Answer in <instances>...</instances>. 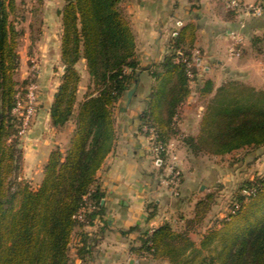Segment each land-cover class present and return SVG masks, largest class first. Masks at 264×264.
<instances>
[{
    "label": "trees",
    "instance_id": "obj_1",
    "mask_svg": "<svg viewBox=\"0 0 264 264\" xmlns=\"http://www.w3.org/2000/svg\"><path fill=\"white\" fill-rule=\"evenodd\" d=\"M61 1L57 14L64 71L49 117L54 128L72 119L74 129L65 151L59 147L50 151L41 182L33 189L19 176L22 149L12 114L21 84L28 83L15 78L21 31L11 17L16 16L17 6L15 0H0V264H69L75 229L91 224L102 211L103 191L95 185L96 172L115 139L113 110L136 82V39L121 0ZM196 29L188 23L175 31L168 53L148 69L153 85L146 98L144 125L154 129L163 148L176 136L194 155L264 146V89L238 80H228L215 90L211 80H204L199 91L206 106L199 133L181 135L179 108L191 93L190 82L197 83L194 67L188 66ZM262 43L264 34L251 38L257 53H263ZM81 59L90 90L76 106L80 81L76 64ZM159 155L166 161L164 149ZM212 200L208 193L195 204L194 217L186 220L184 230H174L164 220L152 232L142 231L141 245L134 250L170 264H264V177L246 180L230 211L196 244L189 231L205 216ZM86 203L92 208L79 220L76 214ZM149 208L152 217L155 209ZM85 247L77 254L81 256Z\"/></svg>",
    "mask_w": 264,
    "mask_h": 264
},
{
    "label": "crops",
    "instance_id": "obj_2",
    "mask_svg": "<svg viewBox=\"0 0 264 264\" xmlns=\"http://www.w3.org/2000/svg\"><path fill=\"white\" fill-rule=\"evenodd\" d=\"M228 2L121 0L120 6L136 39L137 86L129 103L126 97L121 108V98L115 106V139L96 172L95 185L103 191L102 211L95 215L91 224L75 229L69 264H170L166 259H154L134 250L141 245V233L164 220L181 228L183 222L192 217L196 200L204 196L201 189L208 186L206 192H209L213 188V182L206 183L211 172L208 169L213 171L217 166L203 164L202 158L192 154L176 136L168 140L164 165H155L149 139L141 130L145 122L146 98L153 85L148 69L159 64L168 53V42L175 31L188 23L196 26L192 56L197 83L190 82L193 89L179 108L181 135L197 136L199 133L205 110L199 89L204 80H211L214 90L228 80L239 79L255 89H264V54L251 47V38L264 34V13L246 15L240 9L229 8ZM238 2L264 7V0ZM57 43L59 49V41ZM232 46L235 51L231 53ZM220 77L227 79L219 80ZM46 87L42 86L33 128L21 139L27 167L35 169V174L39 172L41 179L50 151L55 145L65 151L74 129V125L67 128L68 123L62 128L51 126L49 110L56 89L46 91ZM82 99H77L76 106ZM170 150L174 151L176 162L173 163L180 170L178 195H174L168 185L169 165L172 164L168 160ZM187 202L190 209H186ZM149 206L155 209L152 217H149L152 210ZM130 227L138 229L127 232ZM83 244L86 247L80 256L77 250Z\"/></svg>",
    "mask_w": 264,
    "mask_h": 264
},
{
    "label": "rangeland",
    "instance_id": "obj_3",
    "mask_svg": "<svg viewBox=\"0 0 264 264\" xmlns=\"http://www.w3.org/2000/svg\"><path fill=\"white\" fill-rule=\"evenodd\" d=\"M15 3L17 6L16 16H12L11 19L14 20L16 28L21 31L17 48L20 65L16 72L15 78L19 82L27 80L28 83L31 81L37 83L39 103L43 91L42 86H48L45 88L46 91L56 89L61 81L62 72L64 71V67L60 62V55H58L60 52V47L59 49L57 47L58 41L60 44V35L62 31L60 17L57 14V11L62 8L63 2L61 0H15ZM262 44L264 47V43ZM191 63L194 67V59H192ZM76 68L80 75L77 91L78 99L84 98V94L90 90V78L84 65V59H81L76 64ZM221 79L223 80L227 78L220 77L219 80ZM239 81L244 82L243 79H239ZM27 84H24L25 86L21 84L19 88V92L21 94L25 93ZM134 86L135 85L132 84L129 89L133 88ZM192 89L193 86L191 87V90ZM127 91L122 97V101L120 103L121 108H123V105L126 101ZM202 99L206 106V99L203 97ZM116 111L117 110L114 108L113 114H115ZM35 119L36 112L33 124L35 123ZM33 124L29 131L33 128ZM73 125L74 122L71 119L68 122L67 128H71ZM23 138L24 137L20 138L22 157L19 176L22 180L28 182L33 189H35L40 184L41 178L39 176V172L37 175L35 174V169H29L27 167V159L24 155V148L22 145L23 141L21 140ZM55 147L60 146L55 145L53 148ZM173 156L175 158L174 151L170 150V159H168L171 160L170 162L173 160L176 162V159H172ZM198 158H202V163L205 165L214 163L217 168L213 171L212 169H208L211 172L207 177L206 183L207 185H210L213 182V188L210 189L211 191L206 192L208 186L201 189L204 196H206L205 194L207 193L213 194V200L210 204V208L206 212L205 216L201 218L200 222L194 224L192 230L189 231V237L194 240L196 244H199L200 239L205 232L214 228L217 225V222L225 217L230 211L231 204L236 199L239 189L244 185L246 180H251L256 177H264V147L260 150L259 147L244 148L224 155H210L207 153H201L198 155ZM204 196H201L198 200L195 199L196 203L204 198ZM186 205V209L191 208L189 203ZM192 214V217L189 219L194 217V210ZM185 223L186 221L183 222V226L181 228L175 227L173 224L172 228L174 230H184ZM216 251L217 246L213 245L211 247V252L215 254Z\"/></svg>",
    "mask_w": 264,
    "mask_h": 264
},
{
    "label": "built area",
    "instance_id": "obj_4",
    "mask_svg": "<svg viewBox=\"0 0 264 264\" xmlns=\"http://www.w3.org/2000/svg\"><path fill=\"white\" fill-rule=\"evenodd\" d=\"M228 6L231 9H240L244 14H252L254 16H261L264 13V7L260 4H248L245 6H241L238 0H229ZM180 24V23H179ZM235 48L232 46L230 52H234ZM188 66H192L191 61L188 62ZM38 73V72H37ZM190 75V73H189ZM38 104V85L36 82L31 81L26 86L25 93L21 94L18 93L16 95V103L12 109V114L16 118L17 121V136L19 138L24 137L29 129L31 128L36 112V107ZM141 130L144 134L147 133V138L150 142V150L153 154V161L157 166H161L165 163L162 160L159 153L161 150H165V154H167L166 148H163L161 142L158 140V136L156 135L155 131L151 127H147L143 125ZM172 159H176L173 158ZM172 164L169 165V178H168V185L172 188V192L174 195H178V187H179V177H180V170ZM87 208H92L89 203H86L84 207H82L78 213L76 214V218L79 220H83L84 212ZM153 226L149 228V233L152 232Z\"/></svg>",
    "mask_w": 264,
    "mask_h": 264
},
{
    "label": "water",
    "instance_id": "obj_5",
    "mask_svg": "<svg viewBox=\"0 0 264 264\" xmlns=\"http://www.w3.org/2000/svg\"><path fill=\"white\" fill-rule=\"evenodd\" d=\"M136 86H137V84H135V86H134L133 88H131V89H129V90L127 91L126 96H127V102H128V103H129V101H130V99H131V97H132V94L134 93V91H135V89H136Z\"/></svg>",
    "mask_w": 264,
    "mask_h": 264
}]
</instances>
